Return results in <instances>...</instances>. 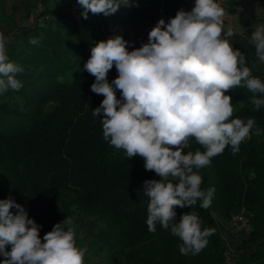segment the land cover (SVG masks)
<instances>
[{"label":"trees","instance_id":"trees-1","mask_svg":"<svg viewBox=\"0 0 264 264\" xmlns=\"http://www.w3.org/2000/svg\"><path fill=\"white\" fill-rule=\"evenodd\" d=\"M41 1L43 11L31 10L35 22L18 27L8 45L9 60L22 66L23 72L17 76L22 82L18 92L0 94V200L11 198L24 206L28 217L41 226L42 240L56 223L71 216L77 246L87 248L84 261L103 255L105 264L133 260H139L136 264H229L215 215L229 218L244 210L255 250L241 255L240 263L264 264V104L257 108L252 102L264 95L243 86L225 93L232 97L233 118L254 119L260 135L254 130L241 142L239 152L233 154L228 146L200 170L201 189H215L209 208H201L199 201L191 208H175L177 222L192 211L202 228L215 229L198 255H182V242L170 230L157 222L156 232L148 231L143 185L158 177L145 169L141 156L127 158L103 139V113L98 117L92 111L104 97L91 91L95 77L84 69L91 49L111 38L105 30L108 24L149 25L161 9L167 23L181 0H129L131 4L112 15L89 12L87 19L79 7L65 9V0ZM226 10L234 12L232 7ZM233 31V48L244 54L252 75L264 82L250 43L253 29ZM32 39L39 42L32 44ZM117 75L113 65L108 81ZM116 95L119 99V90ZM197 149L203 151L192 139L185 151ZM4 259L0 255V261Z\"/></svg>","mask_w":264,"mask_h":264},{"label":"clouds","instance_id":"clouds-1","mask_svg":"<svg viewBox=\"0 0 264 264\" xmlns=\"http://www.w3.org/2000/svg\"><path fill=\"white\" fill-rule=\"evenodd\" d=\"M77 3L87 19L89 12L112 15L128 6L129 0ZM224 17L225 10L217 0H195L191 11L178 10L167 23L160 19L141 47L129 51V42L117 35L98 42L84 65L95 77L91 91L104 97L92 111L98 117L103 113V139L123 150L127 158L141 156L145 169L158 177L143 185L148 197V231L155 233L157 222L170 230L182 242V255H198L215 229L202 228V221L192 211L177 222L175 208H191L198 201L201 208H209L215 189H201L200 170L228 146L233 154L239 152L241 142L254 130L260 135L254 119L233 118L232 97L225 94L243 86L264 95V82L252 75L244 54L233 48L235 33L225 25ZM12 39L0 32V94L22 88L17 76L23 68L7 55ZM250 43L264 62V26L256 27ZM113 65L118 75L110 83L107 76ZM252 102L259 108L264 99ZM192 139L203 151H185ZM40 227L24 206L11 198L0 200V255L5 257L0 264H85L87 248L77 246L71 216L56 223L43 240Z\"/></svg>","mask_w":264,"mask_h":264},{"label":"rangeland","instance_id":"rangeland-1","mask_svg":"<svg viewBox=\"0 0 264 264\" xmlns=\"http://www.w3.org/2000/svg\"><path fill=\"white\" fill-rule=\"evenodd\" d=\"M180 1V0H179ZM192 1V0H190ZM131 4V1H129ZM77 9V0H65L63 6L69 9V6ZM41 12L44 8V3L41 0H0V32L5 36H11L18 27L30 26L35 22V16L31 10ZM234 8V12L226 14L227 20L224 21L226 26L232 27L237 32H243L244 29L250 27L255 31L257 26H264V0H228L226 9ZM193 7L181 1L179 10L191 11ZM227 12V10H226ZM132 23H112L106 26V31L109 37L117 35L122 36L128 41V46L134 43L138 37H143L147 34L146 30L150 26ZM252 32V33H253ZM257 65L264 71V62L260 60ZM243 210L238 216L233 215L229 218H223L215 215L220 225V231L223 239L226 242V256L229 264H241L240 257L245 253L254 251L255 245L249 240L250 227L245 217ZM10 247V245H8ZM89 256V255H88ZM134 262L123 261L120 264H136ZM86 264H105L106 258L101 256H89Z\"/></svg>","mask_w":264,"mask_h":264},{"label":"built area","instance_id":"built-area-1","mask_svg":"<svg viewBox=\"0 0 264 264\" xmlns=\"http://www.w3.org/2000/svg\"><path fill=\"white\" fill-rule=\"evenodd\" d=\"M181 1L184 2V3L189 4L192 7H194V5H195V0H192V1H190V0H181ZM217 2L225 10V17H224V21H225V20H227V17H226V14H227L226 7H227V4H228V0H217ZM160 19H164L165 20V12H164L163 9L160 10V16L158 17V19L156 21H154L153 23H151V25L147 28V30H146L147 34L144 35L143 37H138L135 40L134 43H131L130 46H128V50L131 51V50H133V48H135V47H141L142 44L147 43L148 42V33L158 23V21Z\"/></svg>","mask_w":264,"mask_h":264}]
</instances>
